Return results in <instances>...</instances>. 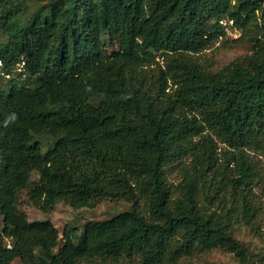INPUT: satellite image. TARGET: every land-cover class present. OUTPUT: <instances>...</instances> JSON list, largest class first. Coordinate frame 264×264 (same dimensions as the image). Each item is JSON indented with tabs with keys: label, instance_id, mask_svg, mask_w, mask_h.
Here are the masks:
<instances>
[{
	"label": "trees",
	"instance_id": "1",
	"mask_svg": "<svg viewBox=\"0 0 264 264\" xmlns=\"http://www.w3.org/2000/svg\"><path fill=\"white\" fill-rule=\"evenodd\" d=\"M222 21L253 52L214 72L193 56ZM0 37L4 71L24 63L0 91V264L261 258L239 235L262 237L246 152L264 157V0H0ZM33 173L42 213L130 206L60 236L20 209Z\"/></svg>",
	"mask_w": 264,
	"mask_h": 264
},
{
	"label": "rangeland",
	"instance_id": "2",
	"mask_svg": "<svg viewBox=\"0 0 264 264\" xmlns=\"http://www.w3.org/2000/svg\"><path fill=\"white\" fill-rule=\"evenodd\" d=\"M37 6L35 1L29 3L31 13ZM225 35L220 37L217 41L212 43L210 47L199 53L196 56H193L194 60L199 64L203 65L206 68H209L211 71H219L229 63L252 54L253 45L245 40L242 37L241 31L234 29L232 24L226 23ZM3 37H0V42L2 43ZM160 61V59H158ZM17 71L12 73V77L17 76ZM16 80V79H14ZM10 79H3L0 77V91L7 92L10 87ZM43 151L46 149L45 144H43ZM218 152L222 153L227 150L229 147L225 144L218 143ZM246 155L253 162H255L259 168V173L261 175L258 187L255 189V198L254 203L259 205L261 208L260 223H261V238H252L246 235L245 231H241L239 238L245 242L251 243V248L254 252H260L261 258L254 259L253 262L247 264H264V157L261 156L258 152L252 150L247 151ZM38 176L33 173L31 175V181L26 188L21 193L20 197V209L26 214L28 221L36 220H50L52 224L58 229L61 236L65 228L76 229L78 233L82 230L84 224L88 221L93 220H106L114 216L115 214L125 211L129 208L130 204L120 201V202H111L103 201L93 208H83L79 210H74L69 206L59 203L55 208L49 213H42L39 210L33 208L29 205L26 193L32 185L33 181L37 180ZM168 182L171 185H175L177 178L175 172H172L168 175ZM1 224V218H0ZM62 241L60 240V244ZM12 264H20L19 261H14ZM90 264V263H84ZM92 264H113L110 262H100L96 261ZM119 264V263H118ZM121 264V263H120ZM178 264H239L237 263L231 254L226 252L215 250L207 253L195 254L193 257H190L186 260L181 261Z\"/></svg>",
	"mask_w": 264,
	"mask_h": 264
},
{
	"label": "built area",
	"instance_id": "3",
	"mask_svg": "<svg viewBox=\"0 0 264 264\" xmlns=\"http://www.w3.org/2000/svg\"><path fill=\"white\" fill-rule=\"evenodd\" d=\"M223 26L226 24V22L225 21H222V22H220ZM230 24H231V22H229ZM23 67H24V63L22 62V63H18L17 65H16V69H15V71H17V72H22L23 71ZM11 74H9V73H6L5 71H4V65H3V62H2V60L0 59V77L1 78H3V79H11Z\"/></svg>",
	"mask_w": 264,
	"mask_h": 264
},
{
	"label": "clouds",
	"instance_id": "4",
	"mask_svg": "<svg viewBox=\"0 0 264 264\" xmlns=\"http://www.w3.org/2000/svg\"><path fill=\"white\" fill-rule=\"evenodd\" d=\"M8 119H9V121H14L16 119L15 114L11 115Z\"/></svg>",
	"mask_w": 264,
	"mask_h": 264
}]
</instances>
